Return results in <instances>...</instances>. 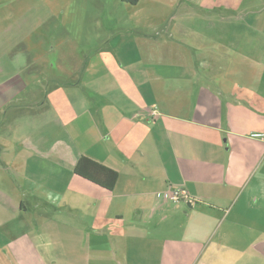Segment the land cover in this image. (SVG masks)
<instances>
[{
	"label": "crops",
	"instance_id": "obj_1",
	"mask_svg": "<svg viewBox=\"0 0 264 264\" xmlns=\"http://www.w3.org/2000/svg\"><path fill=\"white\" fill-rule=\"evenodd\" d=\"M254 132L264 0H0V264H264Z\"/></svg>",
	"mask_w": 264,
	"mask_h": 264
},
{
	"label": "trees",
	"instance_id": "obj_2",
	"mask_svg": "<svg viewBox=\"0 0 264 264\" xmlns=\"http://www.w3.org/2000/svg\"><path fill=\"white\" fill-rule=\"evenodd\" d=\"M135 4L138 0H123ZM74 174L111 191L117 181L118 174L86 157H80L74 166Z\"/></svg>",
	"mask_w": 264,
	"mask_h": 264
},
{
	"label": "built area",
	"instance_id": "obj_3",
	"mask_svg": "<svg viewBox=\"0 0 264 264\" xmlns=\"http://www.w3.org/2000/svg\"><path fill=\"white\" fill-rule=\"evenodd\" d=\"M250 138L255 139V140L264 141V133H257V132L251 133ZM167 197L172 202H179L181 199L187 198V193L183 189H175L167 193Z\"/></svg>",
	"mask_w": 264,
	"mask_h": 264
}]
</instances>
